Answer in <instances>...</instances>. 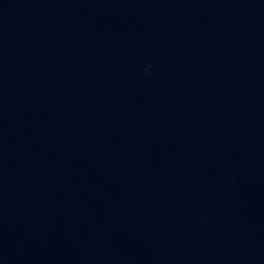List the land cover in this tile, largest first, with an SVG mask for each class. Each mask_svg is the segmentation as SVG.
<instances>
[{
    "label": "water",
    "instance_id": "obj_1",
    "mask_svg": "<svg viewBox=\"0 0 264 264\" xmlns=\"http://www.w3.org/2000/svg\"><path fill=\"white\" fill-rule=\"evenodd\" d=\"M0 264H264V0H0Z\"/></svg>",
    "mask_w": 264,
    "mask_h": 264
}]
</instances>
